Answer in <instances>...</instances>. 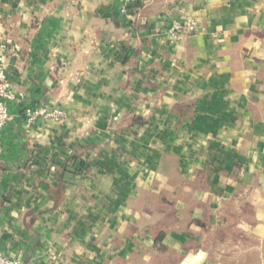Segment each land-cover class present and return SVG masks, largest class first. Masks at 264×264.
<instances>
[{
	"label": "crops",
	"instance_id": "1",
	"mask_svg": "<svg viewBox=\"0 0 264 264\" xmlns=\"http://www.w3.org/2000/svg\"><path fill=\"white\" fill-rule=\"evenodd\" d=\"M1 43L0 253L264 264V0H0Z\"/></svg>",
	"mask_w": 264,
	"mask_h": 264
},
{
	"label": "built area",
	"instance_id": "2",
	"mask_svg": "<svg viewBox=\"0 0 264 264\" xmlns=\"http://www.w3.org/2000/svg\"><path fill=\"white\" fill-rule=\"evenodd\" d=\"M122 12H126L122 8ZM198 31L197 22L194 19L180 20L175 19L171 22L167 29V34L171 43L178 42L181 38L191 35ZM8 52L7 43L0 44V157L3 151L2 137L5 126L13 119L8 104L17 99L16 93L12 89L8 74L3 67L4 59ZM22 95V94H20ZM64 112L62 110L50 111L46 107H32L26 110L28 123H34L35 120L44 116L50 119L57 120L62 117ZM0 264H26L25 262L11 258L3 253H0Z\"/></svg>",
	"mask_w": 264,
	"mask_h": 264
},
{
	"label": "trees",
	"instance_id": "3",
	"mask_svg": "<svg viewBox=\"0 0 264 264\" xmlns=\"http://www.w3.org/2000/svg\"><path fill=\"white\" fill-rule=\"evenodd\" d=\"M161 240V237H160V239H159V241Z\"/></svg>",
	"mask_w": 264,
	"mask_h": 264
}]
</instances>
